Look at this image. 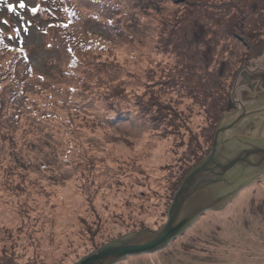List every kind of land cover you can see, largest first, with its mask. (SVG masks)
Here are the masks:
<instances>
[{"label":"rangeland","instance_id":"1","mask_svg":"<svg viewBox=\"0 0 264 264\" xmlns=\"http://www.w3.org/2000/svg\"><path fill=\"white\" fill-rule=\"evenodd\" d=\"M237 2L0 0V257L75 264L166 222L176 184L229 122L239 71L264 66L263 49L235 65L231 89L219 74L246 46L205 12ZM193 4L200 14L189 25ZM191 82L207 84L196 85L204 99H188ZM242 184L164 250L116 264H264V175Z\"/></svg>","mask_w":264,"mask_h":264},{"label":"water","instance_id":"2","mask_svg":"<svg viewBox=\"0 0 264 264\" xmlns=\"http://www.w3.org/2000/svg\"><path fill=\"white\" fill-rule=\"evenodd\" d=\"M245 116L219 124L207 155L181 181L166 210V222L156 231L141 230L109 242L75 264H116L129 257L164 250L207 210H223L251 176L264 175V139L240 135L226 137ZM235 143L238 148L225 151ZM231 173H236L228 182ZM242 184V185H241ZM189 201H192L188 204Z\"/></svg>","mask_w":264,"mask_h":264},{"label":"trees","instance_id":"3","mask_svg":"<svg viewBox=\"0 0 264 264\" xmlns=\"http://www.w3.org/2000/svg\"><path fill=\"white\" fill-rule=\"evenodd\" d=\"M86 1V5H90L95 7L94 5H97L96 0H82V2ZM238 2L235 3L238 8H235L233 6L230 7H223L219 11L215 12L214 14L210 15L209 12H205L206 18L210 20V23L214 26H217V28H220L221 26H224V31L228 32L226 34H229V29L231 28L233 31L237 30L238 35H236L238 38L240 37L238 43L244 42V45L246 46V49L242 48V51H239L241 55L234 56L232 58V55L228 61H225L222 65H220V70L219 74L220 76L226 72L224 75L226 79H231V84H230V89L232 87V82L233 79L235 78L236 74L238 73V67L241 66L243 59L245 62L247 58L251 56H258L263 52L264 49V39H259V37H262L264 33V0H252L251 2H246L244 3V7L241 8V2L237 0ZM239 4V5H238ZM196 11H198V8L196 7L195 4L191 6V10L186 14L188 15L187 21L183 20V22H187L189 25L195 24L198 21L199 14ZM200 11V8H199ZM234 15V17H233ZM210 16V17H209ZM204 17V16H203ZM182 31V29H181ZM240 33V34H239ZM241 33L245 36L242 38ZM185 37V34H183ZM186 42H190V40L185 39ZM254 42L252 46H247V42ZM169 42L170 45L173 46V49H180L182 51L183 47L181 45V41L179 37L176 34H173L171 37H169ZM239 49V48H238ZM241 49V48H240ZM190 50V49H189ZM191 54H188L187 57L189 58V61L192 63H196V55L197 51H190ZM249 52L252 53L253 55H249ZM247 53V55H245ZM180 54V53H179ZM178 54V55H179ZM182 56V55H180ZM185 59V58H184ZM248 60V59H247ZM239 64V66L235 69V65ZM226 68L228 70L226 71ZM228 72V73H227ZM207 83V79L205 80ZM205 82H202L201 84H195L194 82H191L190 84L192 85L191 89L185 88L186 90L188 89L190 94H188V90L185 91L186 94L188 95V99H191L193 101H197L199 99H204V90H206L207 84ZM188 84V86L190 85ZM196 85L202 86L204 90H201L199 87ZM216 91V90H215ZM214 89L211 93L212 95H218L215 93ZM229 91V90H228ZM200 92L203 94V97L200 96ZM229 93V92H228ZM209 96V95H208ZM206 96V99H208ZM223 97V95H222ZM228 97V96H226ZM224 98V97H223ZM229 97L226 99L228 100ZM225 99L222 100L223 102L226 101ZM228 102V101H227ZM224 104V103H223ZM228 106V105H227ZM226 105H223L221 112L225 111ZM216 125H213V129H215ZM206 153H204L205 155ZM185 172L183 178L185 177L186 173ZM182 178V179H183ZM181 182V181H180ZM180 182L176 184V189L179 187ZM175 189V190H176ZM176 192V191H175ZM166 215V214H165ZM167 217V216H166ZM166 221V218H165ZM5 254L3 257H0V264H16L14 262V258L8 257L5 252H2Z\"/></svg>","mask_w":264,"mask_h":264},{"label":"flooded vegetation","instance_id":"4","mask_svg":"<svg viewBox=\"0 0 264 264\" xmlns=\"http://www.w3.org/2000/svg\"><path fill=\"white\" fill-rule=\"evenodd\" d=\"M238 77L241 78V83L237 85L235 82L232 89L231 104L228 107L230 114L228 121L236 120L241 116L243 110H245V116L233 129L227 130L224 135L226 137L232 135L246 136L249 132L257 131L256 136H260L261 139L264 134V66L253 69L243 67L236 78ZM245 129L246 131L243 132Z\"/></svg>","mask_w":264,"mask_h":264},{"label":"bare ground","instance_id":"5","mask_svg":"<svg viewBox=\"0 0 264 264\" xmlns=\"http://www.w3.org/2000/svg\"><path fill=\"white\" fill-rule=\"evenodd\" d=\"M236 148H238V146L235 143L229 144L228 145V149H226V151H225L226 155L229 153L228 150H231V149L234 150ZM235 176H236V173H231L230 176H229L228 182H232L233 179L235 178ZM191 202L192 201H189L188 204L191 203Z\"/></svg>","mask_w":264,"mask_h":264},{"label":"snow or ice","instance_id":"6","mask_svg":"<svg viewBox=\"0 0 264 264\" xmlns=\"http://www.w3.org/2000/svg\"><path fill=\"white\" fill-rule=\"evenodd\" d=\"M19 7H20L21 9H24L26 6H25V4L22 2V3H20ZM13 10H14L13 5H12V4H9V5H8V11H13ZM36 11H37L36 8H32V12H33V13H35ZM65 27H67V25H65ZM69 51H71V49H69Z\"/></svg>","mask_w":264,"mask_h":264}]
</instances>
